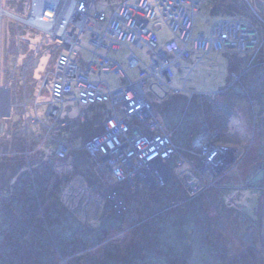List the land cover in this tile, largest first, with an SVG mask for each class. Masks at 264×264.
<instances>
[{
  "label": "rangeland",
  "instance_id": "374dc122",
  "mask_svg": "<svg viewBox=\"0 0 264 264\" xmlns=\"http://www.w3.org/2000/svg\"><path fill=\"white\" fill-rule=\"evenodd\" d=\"M30 1L0 0L8 13L0 21V264H66L70 258L75 259L72 264H264V0H197L192 38L200 33L207 36L220 21L238 20L256 29L262 40L257 47L251 46L247 55L210 51L179 60L173 86L181 88L180 79L187 78L186 92L163 96L153 86L158 98L149 96L159 120L174 132L178 146L187 148L198 127L206 123L219 132L222 143L235 149L234 164L220 177L212 175L217 177L213 184L218 185L216 189L207 187L187 202L183 166H170L172 179L163 187L137 180L132 184L122 182L115 187L125 205L122 215L115 212L114 200L105 197L103 187L108 179L101 161L80 150L93 134L95 122L108 116L103 107L84 108L68 100L63 117L71 125L55 128L50 135L54 143L50 138L42 141L45 126L51 121L44 104L49 93L43 88L44 97H39V91L45 73H53L56 56L51 63L54 53L46 47L50 39H44L42 25H28ZM118 1L97 0L95 7L109 11ZM153 21L159 28H154V23L148 27L161 45L175 38L166 25L169 21L163 17ZM247 33L249 44L253 34ZM87 34L81 35L80 58L82 54L90 68L88 73H93L99 70L95 62L100 61ZM105 49L99 54L123 66L130 51L143 64L149 63L146 49L129 44H122L116 52L106 53ZM136 73L126 69L130 79L135 80ZM230 73H245L242 85L226 95L212 96L228 85ZM250 73H256L257 78L245 80ZM102 79L111 89L123 84L115 74L103 75ZM188 91L205 96L189 100ZM233 97L244 101L250 120L248 138L256 135L257 149H250L251 141L238 149L224 139L226 123L233 113ZM37 98L40 103H36ZM246 99L253 105L249 102V106ZM84 111L88 120L82 125L78 117ZM55 141L74 148L61 164L48 151ZM26 151H32L30 164L24 158ZM127 224L136 227L119 229ZM104 237L101 246L113 239L98 259L94 257L97 252L83 250ZM79 250L86 255L84 259H77L79 253L74 252Z\"/></svg>",
  "mask_w": 264,
  "mask_h": 264
},
{
  "label": "built area",
  "instance_id": "2783aa9c",
  "mask_svg": "<svg viewBox=\"0 0 264 264\" xmlns=\"http://www.w3.org/2000/svg\"><path fill=\"white\" fill-rule=\"evenodd\" d=\"M96 1L55 0L57 9L48 1L42 6V13L35 12L40 10L39 0H31L27 5L28 21L36 14L39 19L37 23L40 21L42 27H49L50 21L45 22L47 25L43 24V17L48 16L47 18L51 19V15L56 11L60 12L63 4H71L69 8L62 10V16L53 32H45L46 29L41 28L44 31V39L54 41L58 47V50L53 52V57L56 56L53 73H45L39 91L41 95L44 91L42 89L45 88L49 93L44 104L47 107L46 116L51 121L50 125L45 126L46 134L42 141L45 143L49 138L51 141L50 135L56 127L66 128L71 125L69 119L63 117L64 104L68 100L84 108L107 104L109 109L104 111L108 112V116L95 122L93 134L83 143L80 150L98 157L101 161V167L107 172L108 179L104 194L108 200H114V209L118 214L123 213L125 205L119 198L116 186L126 181L132 184L137 180L146 182L148 186L163 187L170 178L172 179L171 165L174 168L186 167L182 178L186 189V202L203 194L207 187L216 189L218 185L213 184L216 183L217 177L212 175L220 177V174L225 173L230 165L234 164L235 149L222 143L219 132L209 129L206 124L198 127L187 148L179 147L173 140L172 131L166 129L159 120L149 96L158 98L153 86L159 88L163 96H180L186 92L184 85L188 81L187 78L181 79V88L171 85L176 71L180 68L179 60L191 59L195 53L210 51L247 55L250 49L258 46L262 40L261 36H258L256 29L238 20H223L216 23L207 36L200 33L198 38H192L193 14L199 5L197 0H119L109 11L95 7ZM160 17L169 21L166 25L175 35V38L164 45L159 43L157 34L148 27V24L154 23L153 20ZM40 24L31 25L37 28ZM154 25V28H159V25ZM248 31L253 34V40L249 44L246 42ZM84 33H89V44L100 61L95 62V68L99 70H94L93 73H88V65L82 67L79 64L80 51L83 49L81 35ZM122 44L146 49L149 63L143 64L137 55L130 51L124 69L119 62L99 54L104 47L106 53L118 51ZM126 69L138 72L135 80L127 77ZM108 74L120 76L122 86L109 88L108 82L102 79L103 75ZM244 74L230 73L228 85L216 90L212 96L223 95L234 85L240 84ZM188 92L189 100L192 97L202 99L205 96L194 91ZM249 102L252 105L254 103L252 100ZM2 107L0 105V109ZM78 118L79 122L85 125L88 114L84 111ZM73 150V147L63 141H55L51 158L63 161ZM31 154L32 151H26L24 156L29 160ZM160 165L165 169L161 171Z\"/></svg>",
  "mask_w": 264,
  "mask_h": 264
},
{
  "label": "crops",
  "instance_id": "0c3cea01",
  "mask_svg": "<svg viewBox=\"0 0 264 264\" xmlns=\"http://www.w3.org/2000/svg\"><path fill=\"white\" fill-rule=\"evenodd\" d=\"M102 10H105L104 8H102ZM105 11H107V10H105ZM87 36H89L90 37V35L89 34H87ZM111 52H116V51H111ZM196 57V56H195ZM113 60V59H112ZM196 63V62H195ZM79 64H80V66H82V67H85L86 66V63H85V61H83V56H82V54H81V58L79 59ZM135 72V71H134ZM136 75V77H137V73L135 74ZM176 75V74H175ZM255 78H257V76H256V73L254 74V73H250L249 75H247V77L245 78V80L246 79H248V80H250V79H255ZM183 79V78H182ZM175 80V77H174V79L172 80V83H171V85L173 86V81ZM181 80V79H180ZM181 82H182V84H183V81L181 80ZM188 82V81H187ZM186 82V83H187ZM248 82V81H247ZM186 83H185V87H186ZM242 83V82H241ZM240 83V85H242ZM108 85H109V83H108ZM239 84H237V85H234L232 88H230L225 94H223V95H226L227 93H230L233 89V91H235L236 90V88H239L240 87V85L238 86ZM183 86V85H182ZM174 87V86H173ZM109 88H111L110 87V85H109ZM168 95H171V94H168ZM167 95V96H168ZM223 95H217V96H214V97H218V96H223ZM171 96H174V95H171ZM39 97H44V95L43 94H41V95H39ZM45 99V98H44ZM39 102V100H38V98L36 99V103H38ZM246 102H247V104L249 105V99H246ZM40 103V102H39ZM153 103V102H152ZM231 103H232V105L231 106H233V113L231 114V116H230V118H229V120L227 121V123H226V131H227V133H226V137H224V139L226 140V141H228V142H230V144L232 145V146H236L238 149H239V147H242V146H244V145H246L247 144V141H249V143H250V141H251V144H248V146L250 145V149H252V148H254L255 149V147H256V149L258 148L257 146H258V144L256 145L255 144V141H254V139L256 138L255 136L256 135H254V136H251V138L249 137L248 138V134H249V126H248V123L250 122V120L247 118V114H246V110L244 109L245 108V104H244V101H242V100H240L238 97H233V98H231ZM94 106H96V107H103L101 110L103 111V110H105L107 107H108V105L107 104H103V105H94ZM94 106H92V107H94ZM250 106V105H249ZM89 108H91V107H89ZM251 108H253V107H251ZM68 111H70V109H68ZM87 113V112H86ZM40 121V120H39ZM38 121V122H39ZM40 124V122L38 123V125ZM163 124V123H162ZM202 124H206V123H202ZM201 124V125H202ZM38 125H36V126H38ZM164 125V124H163ZM229 125H230V127H229ZM165 127V126H164ZM44 128V127H43ZM43 128H42V130H43ZM166 128V127H165ZM167 129V128H166ZM170 131V130H169ZM172 133L174 134V132L172 131ZM248 133V134H247ZM90 134H91V132H90ZM172 134V135H173ZM173 137V136H172ZM192 138V137H191ZM251 139V140H250ZM173 140H174V137H173ZM191 140V139H190ZM50 142H52V143H54L53 142V139H52V141H50ZM175 142V141H174ZM40 144V146L39 147H41V148H43L44 147V145H41V142L39 143ZM180 147V146H179ZM188 147V146H187ZM181 148H184V147H181ZM186 148V147H185ZM53 151L54 150V145H52L49 149H48V151ZM239 151V150H238ZM85 154H87V153H85ZM88 155V154H87ZM68 159V158H67ZM67 159H65V160H63L64 162L65 161H67ZM59 163L61 164L62 163V161H59ZM102 170H103V168H101ZM101 171V170H100ZM105 175H106V171H105ZM104 175V176H105Z\"/></svg>",
  "mask_w": 264,
  "mask_h": 264
},
{
  "label": "bare ground",
  "instance_id": "6f19581e",
  "mask_svg": "<svg viewBox=\"0 0 264 264\" xmlns=\"http://www.w3.org/2000/svg\"><path fill=\"white\" fill-rule=\"evenodd\" d=\"M46 1H49V2H52V4H53V7L55 8V9H57V4H56V2H54L55 0H39V9L40 10H37V12H36V10H35V12L36 13H42V11H41V8H42V6H43V4L46 2ZM65 2L66 1H69V0H64ZM30 3V2H29ZM28 3V4H29ZM27 4V5H28ZM64 5V4H63ZM69 5H71V4H69ZM69 5L67 6V4L65 5V6H62V8H61V10H60V12L58 11H56L53 15H51L52 17H51V19H48L46 16H44L43 17V24H45V25H47L45 22H47V21H50V25H49V27L48 26H43L42 28L43 29H46L45 30V32H53L54 31V28H55V26H56V23H57V21L60 19V17L62 16V10L64 11V10H66L67 9V7L69 8ZM35 14V13H34ZM59 14V15H58ZM48 15H50V13H48ZM64 15V14H63ZM5 16H8V13L6 12V11H4L3 9H2V7H1V4H0V21H1V19L3 18V17H5ZM9 16H12L13 18H16V16H14V15H12V14H10L9 13ZM16 19H19V18H16ZM37 20H39L38 19V15H34V18L33 19H31L30 20V22H31V24H33V25H35V24H37L38 25V23L40 24V23H42V22H40V21H38V23H37ZM152 23V22H151ZM25 24H26V22H25ZM28 24H30V23H28ZM30 24V25H31ZM26 26H28V25H26ZM51 26V27H50ZM51 28V29H50ZM61 32V30L59 31V33ZM36 33H38V31H36ZM59 40V39H58ZM160 42V41H159ZM60 43H62V42H60ZM59 43V45H60V47H62V44H60ZM48 49H49V47H50V52H54V51H57L58 50V47H57V43H55L54 41H52V40H50V42H48V45L46 46ZM52 59V62L51 63H53L54 62V57H51ZM109 58V57H108ZM110 59V58H109ZM193 59V58H192ZM112 60V59H111ZM49 66H50V64H49ZM52 67V66H51ZM169 167V165L167 164L166 165V168H168ZM159 168H160V170L162 171V170H164L165 169V167H163L162 165H160L159 166ZM174 168V167H173Z\"/></svg>",
  "mask_w": 264,
  "mask_h": 264
},
{
  "label": "trees",
  "instance_id": "16d2710c",
  "mask_svg": "<svg viewBox=\"0 0 264 264\" xmlns=\"http://www.w3.org/2000/svg\"><path fill=\"white\" fill-rule=\"evenodd\" d=\"M34 154H35V152H34ZM25 158V157H24ZM30 159H31V157H30ZM26 160V164H30L31 163V161L30 160H27V159H25ZM29 167H30V165H29ZM181 183V182H180ZM104 189H106V186H104L103 187ZM185 189V188H184ZM115 212H117L116 210H115ZM118 214V213H117ZM123 214V213H122ZM121 214V215H122ZM119 215V214H118ZM120 215V216H121ZM136 227V225H128L127 224V226H123V228L121 227V228H119V229H134ZM109 233V232H108ZM107 233V234H108ZM117 235H119V234H117ZM115 236V235H114ZM112 239L113 238H109V240H111L112 241ZM105 242L106 241V238L104 237L103 239H101V241H99V243L97 244V245H94V246H90V247H87V248H85V249H83L84 251H86L88 254L90 253V249L91 250H93V252L94 253H96V255L94 256L96 259H98V257L102 254H104V253H106V249H107V244H109L111 241H107L104 245H102L101 246V244L102 243H104L103 241ZM83 250H79V251H76V252H74L75 254H78L76 257H77V259L78 260H81V259H84L85 257H86V255L84 254V253H80V251H83ZM63 257V259H66V258H64L65 256H62ZM73 260H75V259H73V258H70V259H66L65 260V263L66 264H72L73 263ZM54 264H59L58 263V261L57 262H55Z\"/></svg>",
  "mask_w": 264,
  "mask_h": 264
},
{
  "label": "water",
  "instance_id": "95a60500",
  "mask_svg": "<svg viewBox=\"0 0 264 264\" xmlns=\"http://www.w3.org/2000/svg\"><path fill=\"white\" fill-rule=\"evenodd\" d=\"M8 108H9V105L7 104Z\"/></svg>",
  "mask_w": 264,
  "mask_h": 264
},
{
  "label": "clouds",
  "instance_id": "9594fccd",
  "mask_svg": "<svg viewBox=\"0 0 264 264\" xmlns=\"http://www.w3.org/2000/svg\"><path fill=\"white\" fill-rule=\"evenodd\" d=\"M105 177H106V175H105Z\"/></svg>",
  "mask_w": 264,
  "mask_h": 264
}]
</instances>
